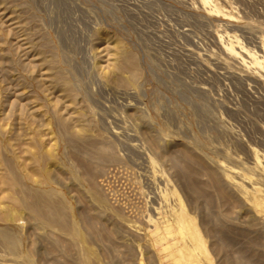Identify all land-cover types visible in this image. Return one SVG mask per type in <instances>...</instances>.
I'll return each instance as SVG.
<instances>
[{"label": "rangeland", "instance_id": "obj_1", "mask_svg": "<svg viewBox=\"0 0 264 264\" xmlns=\"http://www.w3.org/2000/svg\"><path fill=\"white\" fill-rule=\"evenodd\" d=\"M263 41L264 0H0V264H264Z\"/></svg>", "mask_w": 264, "mask_h": 264}, {"label": "bare ground", "instance_id": "obj_2", "mask_svg": "<svg viewBox=\"0 0 264 264\" xmlns=\"http://www.w3.org/2000/svg\"><path fill=\"white\" fill-rule=\"evenodd\" d=\"M262 48H263V52H264V41L262 43ZM261 65L264 68V57H263V62ZM256 166L264 174V168H260L259 162L256 163ZM246 180H249V179L246 178ZM181 209L183 212L185 211V208L183 205H181ZM149 221H150V223H152L154 225L153 226L154 233H157L158 232V223L153 222L152 220H149ZM177 231H179V233L182 237L187 236L189 238L190 244H192V246H186L185 245V246L181 247V249H177V252L181 253L182 251H188L189 254H191L193 256L196 255L199 252L200 248H198L197 245L193 244V241L195 242V240H194V233L192 231H194V230L192 229L191 224L189 223V221L186 218H179L178 219ZM158 240L160 241V239H158ZM7 244L13 247L15 244L14 239L11 237H8ZM170 250H171V246H169V245H167L166 247L163 248V251H168L170 254L169 256L174 260V255H176V253L170 252Z\"/></svg>", "mask_w": 264, "mask_h": 264}]
</instances>
